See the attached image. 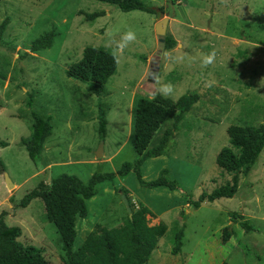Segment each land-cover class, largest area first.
<instances>
[{
    "label": "rangeland",
    "instance_id": "obj_1",
    "mask_svg": "<svg viewBox=\"0 0 264 264\" xmlns=\"http://www.w3.org/2000/svg\"><path fill=\"white\" fill-rule=\"evenodd\" d=\"M143 1L162 9V19H168L165 36L176 41L172 50H164V37L155 33L162 20L158 13H124L93 0L0 2V24L9 20L0 37V142L8 144L0 147V212H7L8 226L21 228L20 243L41 249L49 264H64L58 234L46 220L42 202L34 199L20 208V201L40 182L48 187L58 175H74L87 183L96 172L133 164L138 158L131 142L133 105L138 98L152 99L161 84L170 83L173 101L189 93H197L199 101L179 123L168 155L146 160L141 173L152 181L167 168V178L178 183L177 189L144 188L132 171L100 184L98 194L87 201V217L76 221L77 242L97 223H123L129 215L127 200L130 211L131 204L153 212L149 225H167L146 264H264V149L251 173L239 175L233 198L205 202L196 210L190 205L231 179L215 163L220 149L228 146L227 128L242 122L264 124V0ZM101 11L105 14L93 22L84 18ZM52 29L57 34L52 47L32 53V42ZM129 29L137 40L120 55L106 95L98 98L86 84L65 75L87 46L114 54L116 42ZM212 52L214 62L203 67V56ZM30 92L35 94L32 110L50 118L53 126L36 163L21 143L31 132L25 105ZM98 101L107 109L101 158L95 156L102 141L97 134ZM166 126L159 128L150 148ZM234 214L242 215L254 231L246 233L235 224ZM183 225L181 252L172 255L173 235ZM228 226L234 234L223 245L222 231Z\"/></svg>",
    "mask_w": 264,
    "mask_h": 264
},
{
    "label": "trees",
    "instance_id": "obj_2",
    "mask_svg": "<svg viewBox=\"0 0 264 264\" xmlns=\"http://www.w3.org/2000/svg\"><path fill=\"white\" fill-rule=\"evenodd\" d=\"M3 0H0V2ZM118 7L121 12L142 11L156 14L155 8L148 6L143 0H93ZM162 12V9H160ZM104 11L84 14L87 22H93L103 16ZM8 19L0 24V37L5 31ZM57 34L55 29L45 32L30 45V51L36 53L52 47ZM176 41L170 35L163 39V49L172 50ZM117 68L114 55L103 48L87 46L82 51L81 58L71 64L65 71L68 78L79 80L87 85L94 96L101 98L106 95V83ZM33 92L27 94L26 107L30 110L32 119L31 132L21 143L28 158L36 163L43 151L46 140L52 135L53 126L50 118L44 119L32 110ZM199 101L197 93H189L173 101L155 95L152 99L138 98L133 105L132 148L138 156L133 164L123 163L116 172L92 174L87 183L74 175L62 174L51 179L46 187L40 182L29 191L19 203L20 208H26L34 199H39L44 207L46 220L58 234V242L64 252V264H146L158 242L167 231V225L159 222L149 225L148 217L153 212L144 205L134 208L123 223L108 227L97 223L86 235L82 243L77 242V219H85L88 215L87 201L98 194V186L104 182H113L117 177H125L129 172L135 173L138 183L147 189L164 187L176 190L178 183L167 178L169 170L164 168L159 176L152 181L143 179L141 168L144 162L151 158L168 155L175 144L174 135L180 130L179 123L190 111L192 105ZM104 104L97 103V134L104 140L107 131V109ZM167 124L160 135L158 144L150 148V143L159 128ZM228 146L218 152L215 163L219 169L230 175L231 179L209 194H201L197 200H190L193 209H198L202 203H213L219 199H230L239 188V175L247 177L257 164L264 149V124L253 125L247 122L230 125L227 130ZM8 144L0 142V147ZM0 170L2 164L0 162ZM128 212V211H127ZM6 211L0 212V264H49L41 249L19 242L21 228L8 226L5 222ZM234 223L246 233L254 231V227L243 218L234 214ZM225 227L222 231V244H226L234 231ZM185 225L178 229L172 238V255H178L183 245Z\"/></svg>",
    "mask_w": 264,
    "mask_h": 264
},
{
    "label": "clouds",
    "instance_id": "obj_3",
    "mask_svg": "<svg viewBox=\"0 0 264 264\" xmlns=\"http://www.w3.org/2000/svg\"><path fill=\"white\" fill-rule=\"evenodd\" d=\"M136 40H137V34L132 29H129L123 33L120 41L116 42L117 47H116V51L113 54L117 64L120 63V55H122L123 50L127 48L130 44L136 42ZM176 59L179 61L182 59V57H177ZM214 60H215V52L208 53L203 56L202 66L207 67L208 65L212 64ZM154 95H160L163 98H172L174 95V86L170 83L161 84L154 93Z\"/></svg>",
    "mask_w": 264,
    "mask_h": 264
},
{
    "label": "water",
    "instance_id": "obj_4",
    "mask_svg": "<svg viewBox=\"0 0 264 264\" xmlns=\"http://www.w3.org/2000/svg\"><path fill=\"white\" fill-rule=\"evenodd\" d=\"M154 10L156 13L159 14V18L162 19L163 13L159 9H154ZM167 23H168V19L164 18L155 25L154 30L158 36L165 37V26ZM102 143L103 141H101L99 145V149L95 153V156L97 158H101L103 156V150H102L103 144ZM5 183H6L7 189L12 190L14 188V184L11 182V180L8 178L6 174H5ZM124 204L127 207V211L130 212V208L128 207L127 200H124Z\"/></svg>",
    "mask_w": 264,
    "mask_h": 264
}]
</instances>
